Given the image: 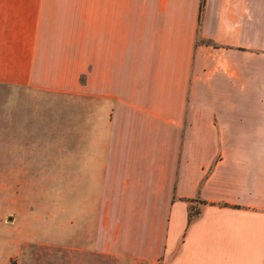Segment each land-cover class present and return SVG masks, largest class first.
Masks as SVG:
<instances>
[{
	"label": "crops",
	"instance_id": "crops-1",
	"mask_svg": "<svg viewBox=\"0 0 264 264\" xmlns=\"http://www.w3.org/2000/svg\"><path fill=\"white\" fill-rule=\"evenodd\" d=\"M0 86L47 95L0 127H61L22 264H264V0H0Z\"/></svg>",
	"mask_w": 264,
	"mask_h": 264
},
{
	"label": "rangeland",
	"instance_id": "rangeland-1",
	"mask_svg": "<svg viewBox=\"0 0 264 264\" xmlns=\"http://www.w3.org/2000/svg\"><path fill=\"white\" fill-rule=\"evenodd\" d=\"M16 93L22 104L33 103L45 110V93L0 86V114L6 103V111L13 117ZM35 123L39 127H20L19 134L18 127H0V264H22L28 258L20 253V240L62 246V148L48 146L53 138L61 142V127H54L52 133V127L51 131L41 127L45 121ZM21 138L23 143L18 146ZM76 222L73 234L80 227L78 219ZM58 256L57 251L44 253L35 262L29 258L24 264H55Z\"/></svg>",
	"mask_w": 264,
	"mask_h": 264
},
{
	"label": "trees",
	"instance_id": "trees-1",
	"mask_svg": "<svg viewBox=\"0 0 264 264\" xmlns=\"http://www.w3.org/2000/svg\"><path fill=\"white\" fill-rule=\"evenodd\" d=\"M202 6H203V4L201 3V5H200V11L202 10ZM207 43H209V41H207Z\"/></svg>",
	"mask_w": 264,
	"mask_h": 264
}]
</instances>
